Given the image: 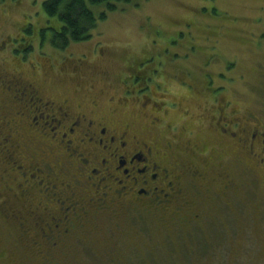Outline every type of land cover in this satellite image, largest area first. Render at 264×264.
<instances>
[{
    "label": "flooded vegetation",
    "instance_id": "1",
    "mask_svg": "<svg viewBox=\"0 0 264 264\" xmlns=\"http://www.w3.org/2000/svg\"><path fill=\"white\" fill-rule=\"evenodd\" d=\"M28 28L12 42L17 51L29 52L25 41L37 31ZM251 43L264 49V36ZM104 57L97 49L92 59L44 60L29 74L0 71V221L14 224L16 252L62 264L84 252L128 250L123 264L135 250L155 258L161 234L166 252L187 244L194 263L207 264L209 233L233 232L243 203L264 243V106L237 111L203 94L193 99L197 109L171 122L168 103L153 100L137 108L148 119L143 128L125 110L142 101L137 87H161L159 70H140L134 58L133 83H112L95 70ZM259 64L256 92L264 90ZM59 77L73 82L60 95L52 83ZM179 235L191 238L177 243Z\"/></svg>",
    "mask_w": 264,
    "mask_h": 264
},
{
    "label": "rangeland",
    "instance_id": "2",
    "mask_svg": "<svg viewBox=\"0 0 264 264\" xmlns=\"http://www.w3.org/2000/svg\"><path fill=\"white\" fill-rule=\"evenodd\" d=\"M47 0H0V71L14 73L15 69L29 74V71L45 65L47 59L61 60L69 56L79 58L88 55L95 58L97 49L105 51V57L98 60L95 70L108 74L109 81L117 79L132 82L131 71L127 69L129 61L139 59L136 68L148 71L157 67V85L148 91L136 88V96L142 101H131V107L125 110L127 115L135 117L137 126L146 127L148 119L137 111L138 106L148 101H165L170 109L169 121H176L183 116V110L197 109L195 96L208 98L213 104L220 100L230 102L237 110L261 112L264 106V90L256 92L252 87L259 83L257 71L262 69L264 49H254L251 41L264 36V0H131L120 3L116 11L108 13L106 20L98 22L88 42L73 43L66 50H56L51 42L44 45L38 38V30L45 31L46 40L53 36L52 28L59 29V18H49L43 5ZM100 18L104 7L93 8ZM217 11L216 15L213 11ZM32 26L36 30L27 39L26 49L17 51L12 46L13 40L22 35V30ZM263 31V32H262ZM42 35V33H41ZM43 36V35H42ZM41 36V37H42ZM30 41V42H29ZM15 47L18 41L13 42ZM30 46L28 48V45ZM23 46L20 47L22 49ZM253 50V51H251ZM24 53H23V52ZM130 62V64H131ZM21 68V69H19ZM123 76V77H122ZM56 94H64L73 82L64 78L52 80ZM133 83V82H132ZM130 83V84H132ZM127 87V86H126ZM227 92L224 93V89ZM114 92V90H112ZM197 92V95L196 93ZM108 93H110L108 91ZM221 93V94H219ZM223 93V94H222ZM147 95L149 97H147ZM147 97V98H145ZM145 98V99H144ZM223 98V99H221ZM134 99V98H133ZM180 103V107L174 103ZM195 113L194 111H192ZM191 116H193L191 114ZM189 124L195 125L197 117ZM236 213V226L233 232L211 231L215 239L207 250V264H262L264 243L250 224V210L241 204ZM12 223V222H11ZM0 221V264H43L40 258L25 257L14 249V224ZM236 233L238 242L230 244V236ZM213 235V236H212ZM209 236V237H210ZM161 242L156 243L155 258L139 252L127 257L123 264H163L173 261L178 255L166 252ZM191 238V237H189ZM187 238V239H189ZM159 239V238H158ZM185 240L181 235L176 242ZM187 245V244H185ZM171 248V247H170ZM140 249V248H139ZM223 249V254H220ZM128 250L112 253L110 260L119 262ZM98 253H82L62 264H103L104 259L96 258ZM102 255V256H103ZM189 249L187 257L192 258ZM96 258V259H95ZM239 258V259H238ZM193 258L191 264H193ZM111 263V262H110ZM112 264V263H111ZM194 264H199L195 261ZM203 264V263H202Z\"/></svg>",
    "mask_w": 264,
    "mask_h": 264
},
{
    "label": "trees",
    "instance_id": "3",
    "mask_svg": "<svg viewBox=\"0 0 264 264\" xmlns=\"http://www.w3.org/2000/svg\"><path fill=\"white\" fill-rule=\"evenodd\" d=\"M130 1L131 0H47L43 5L46 15L49 18L58 17L61 26L57 30L54 28L50 29L54 34L48 40L44 37L45 31L41 30L40 40L43 45L46 42H51V45L56 50L61 51L66 50L73 43L80 44V42H88L92 38L93 31L97 29L99 21L106 20L108 18L107 14L116 11L118 4L123 2L129 3ZM101 7H104L105 11H103L100 15L101 17L98 18L93 8ZM213 12L216 13L217 11L214 10ZM188 251L189 246H185L184 244L169 249L167 253L178 256L175 257L173 261H167V263L163 264H191L192 258L187 257ZM105 253L107 252L101 253V255L96 258L102 257L104 259L103 254ZM111 257L106 259V261L109 262L108 264H119V262L110 260ZM96 262H98V264H103L99 260H96Z\"/></svg>",
    "mask_w": 264,
    "mask_h": 264
}]
</instances>
